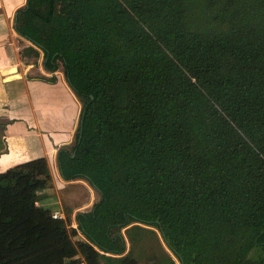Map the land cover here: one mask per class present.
Masks as SVG:
<instances>
[{"label":"trees","instance_id":"1","mask_svg":"<svg viewBox=\"0 0 264 264\" xmlns=\"http://www.w3.org/2000/svg\"><path fill=\"white\" fill-rule=\"evenodd\" d=\"M16 30L82 102L56 162L99 199L74 242L45 158L1 171L0 264H139L132 222L180 264H264V0H27Z\"/></svg>","mask_w":264,"mask_h":264},{"label":"crops","instance_id":"2","mask_svg":"<svg viewBox=\"0 0 264 264\" xmlns=\"http://www.w3.org/2000/svg\"><path fill=\"white\" fill-rule=\"evenodd\" d=\"M26 3L27 0H0V172L31 159L45 158L51 186L42 191L37 204L64 213L61 194L67 191L66 186L82 178L64 180L56 157L60 148L74 141L82 102L60 66L55 71L48 70L42 49L17 32V11ZM12 67L16 69L10 71Z\"/></svg>","mask_w":264,"mask_h":264},{"label":"rangeland","instance_id":"3","mask_svg":"<svg viewBox=\"0 0 264 264\" xmlns=\"http://www.w3.org/2000/svg\"><path fill=\"white\" fill-rule=\"evenodd\" d=\"M59 66L61 72H65L61 63H59ZM65 189L67 191L61 194L60 197V204L64 211L63 219L66 222L71 239L76 242L81 236L79 233H77V236L72 234V228H77L73 214L88 210L99 199V193L83 178L74 181L69 186H66ZM60 193L61 191L59 195ZM54 198L51 197V199ZM48 209L51 208L49 207ZM117 232L125 240L126 250L124 254L133 257L139 264H180L177 256L167 247L157 227L140 222H132ZM111 256L113 258L120 257L116 255ZM76 258L81 260L78 264H86L81 255H77ZM100 262L101 264H107L104 259Z\"/></svg>","mask_w":264,"mask_h":264},{"label":"built area","instance_id":"4","mask_svg":"<svg viewBox=\"0 0 264 264\" xmlns=\"http://www.w3.org/2000/svg\"><path fill=\"white\" fill-rule=\"evenodd\" d=\"M51 215H52V217H54V218H61V219L64 218V213H63L61 210H53V211L51 212Z\"/></svg>","mask_w":264,"mask_h":264},{"label":"water","instance_id":"5","mask_svg":"<svg viewBox=\"0 0 264 264\" xmlns=\"http://www.w3.org/2000/svg\"><path fill=\"white\" fill-rule=\"evenodd\" d=\"M16 68L15 67H12V68H10V71H14Z\"/></svg>","mask_w":264,"mask_h":264}]
</instances>
